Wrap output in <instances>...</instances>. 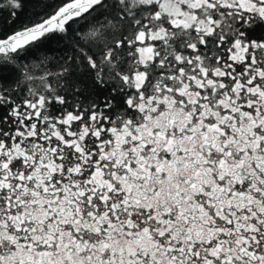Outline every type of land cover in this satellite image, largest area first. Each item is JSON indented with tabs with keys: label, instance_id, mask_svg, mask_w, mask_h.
I'll use <instances>...</instances> for the list:
<instances>
[{
	"label": "snow or ice",
	"instance_id": "snow-or-ice-1",
	"mask_svg": "<svg viewBox=\"0 0 264 264\" xmlns=\"http://www.w3.org/2000/svg\"><path fill=\"white\" fill-rule=\"evenodd\" d=\"M0 264H264V0H0Z\"/></svg>",
	"mask_w": 264,
	"mask_h": 264
},
{
	"label": "trees",
	"instance_id": "trees-1",
	"mask_svg": "<svg viewBox=\"0 0 264 264\" xmlns=\"http://www.w3.org/2000/svg\"><path fill=\"white\" fill-rule=\"evenodd\" d=\"M33 10V6L32 4H27L26 7H25V10H24V13L21 14V20L25 19L26 17V14L31 12ZM51 47H55V44H52Z\"/></svg>",
	"mask_w": 264,
	"mask_h": 264
}]
</instances>
